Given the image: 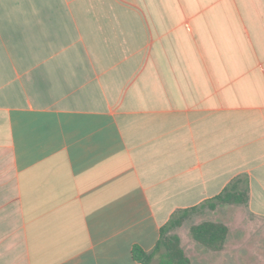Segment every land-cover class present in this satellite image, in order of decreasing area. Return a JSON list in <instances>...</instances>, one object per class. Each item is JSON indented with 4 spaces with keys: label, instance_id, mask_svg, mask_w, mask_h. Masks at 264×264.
I'll return each instance as SVG.
<instances>
[{
    "label": "crops",
    "instance_id": "0c3cea01",
    "mask_svg": "<svg viewBox=\"0 0 264 264\" xmlns=\"http://www.w3.org/2000/svg\"><path fill=\"white\" fill-rule=\"evenodd\" d=\"M238 176L228 233L264 219V0H0V264H137Z\"/></svg>",
    "mask_w": 264,
    "mask_h": 264
},
{
    "label": "rangeland",
    "instance_id": "374dc122",
    "mask_svg": "<svg viewBox=\"0 0 264 264\" xmlns=\"http://www.w3.org/2000/svg\"><path fill=\"white\" fill-rule=\"evenodd\" d=\"M220 211L214 214L207 208L196 209L189 213L180 226L169 229L167 236L177 235L180 246L191 264H264V219L251 216L244 208H235L225 218L230 226L226 245L220 251H210L194 241L189 228L203 220H223ZM164 247L153 252L148 264H160Z\"/></svg>",
    "mask_w": 264,
    "mask_h": 264
},
{
    "label": "trees",
    "instance_id": "16d2710c",
    "mask_svg": "<svg viewBox=\"0 0 264 264\" xmlns=\"http://www.w3.org/2000/svg\"><path fill=\"white\" fill-rule=\"evenodd\" d=\"M248 199L247 180L238 176L217 195L196 206L177 210L169 221L161 227L160 239L152 252L146 253L139 246L133 247V259L137 264H148L153 252L164 247L160 264H191L188 256L180 246L177 235L167 236L169 229L180 226L190 212L196 209L207 208L213 210L219 204H245ZM190 235L194 241L203 245L210 251H220L224 247L228 227L224 223L204 220L191 225Z\"/></svg>",
    "mask_w": 264,
    "mask_h": 264
}]
</instances>
